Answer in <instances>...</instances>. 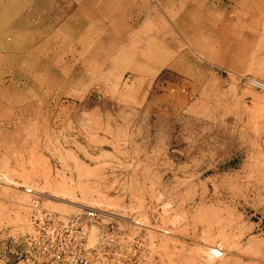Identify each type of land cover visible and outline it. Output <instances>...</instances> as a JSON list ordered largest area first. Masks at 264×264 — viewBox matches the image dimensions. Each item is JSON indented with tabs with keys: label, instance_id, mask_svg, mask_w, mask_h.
Listing matches in <instances>:
<instances>
[{
	"label": "rangeland",
	"instance_id": "rangeland-1",
	"mask_svg": "<svg viewBox=\"0 0 264 264\" xmlns=\"http://www.w3.org/2000/svg\"><path fill=\"white\" fill-rule=\"evenodd\" d=\"M252 80L264 0H0V259L39 193L135 217L137 264H264Z\"/></svg>",
	"mask_w": 264,
	"mask_h": 264
},
{
	"label": "built area",
	"instance_id": "built-area-1",
	"mask_svg": "<svg viewBox=\"0 0 264 264\" xmlns=\"http://www.w3.org/2000/svg\"><path fill=\"white\" fill-rule=\"evenodd\" d=\"M251 83L264 90L261 81ZM31 195L29 249L4 256L0 264H137L133 228L144 225L135 217L96 206L62 215L45 208L39 193Z\"/></svg>",
	"mask_w": 264,
	"mask_h": 264
},
{
	"label": "bare ground",
	"instance_id": "bare-ground-1",
	"mask_svg": "<svg viewBox=\"0 0 264 264\" xmlns=\"http://www.w3.org/2000/svg\"><path fill=\"white\" fill-rule=\"evenodd\" d=\"M80 207H81V206H80ZM80 207H79V208H80Z\"/></svg>",
	"mask_w": 264,
	"mask_h": 264
}]
</instances>
